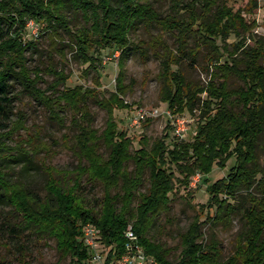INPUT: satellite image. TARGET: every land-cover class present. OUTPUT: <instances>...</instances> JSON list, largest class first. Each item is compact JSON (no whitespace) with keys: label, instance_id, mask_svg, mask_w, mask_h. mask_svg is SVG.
<instances>
[{"label":"trees","instance_id":"obj_1","mask_svg":"<svg viewBox=\"0 0 264 264\" xmlns=\"http://www.w3.org/2000/svg\"><path fill=\"white\" fill-rule=\"evenodd\" d=\"M159 1L164 0H0V203L20 212L26 227L55 239L71 264H91L83 241L86 224L97 226L119 256L125 253L126 230L133 225L146 253L161 264H264V168L258 154L264 151V37L244 15L252 11L234 10L231 0H171L166 14L155 6ZM78 17L79 25L73 20ZM31 22L48 35L53 51L64 57L70 48L88 65L86 74H97L95 87H69L70 75L51 61L46 69L28 66L27 53L36 47L26 39ZM140 26L172 36L176 48L160 35L135 43L131 35ZM233 35L238 41L231 44ZM106 51L120 54L116 91L109 96L100 91ZM149 51L161 61L162 101L174 115L195 116L196 134L181 141L169 123L161 139L151 144L144 136L134 150L133 139L119 128L114 113L131 107L124 83L127 62L134 53L148 60ZM201 58L204 65L199 64ZM185 62L207 73L209 81L194 82L174 69ZM47 74L55 80L42 90L39 84ZM234 78L242 83L236 88L230 83ZM14 82L61 127L71 114V149L79 162L71 180L67 174L61 179L49 174L46 202L12 181L3 166L14 154L29 156L9 145L25 128L26 118L20 114L17 121L4 123L14 100ZM91 103L108 115L102 133L95 127ZM233 159L227 176L211 183L215 166L225 169ZM198 174L210 195L208 217L190 225L182 235L180 256L172 261L170 251L150 238L149 231L171 210L177 188H189ZM84 182L104 187L100 213L79 194ZM237 214H242L244 231L235 254L224 262L218 241L207 243L203 228L230 227Z\"/></svg>","mask_w":264,"mask_h":264},{"label":"rangeland","instance_id":"obj_2","mask_svg":"<svg viewBox=\"0 0 264 264\" xmlns=\"http://www.w3.org/2000/svg\"><path fill=\"white\" fill-rule=\"evenodd\" d=\"M230 6L234 10L248 9L252 12H244L249 21H255V33L259 37H264V0H231ZM171 0H164L155 3V6L162 14L170 11ZM73 17V16H71ZM79 19L74 18L76 24ZM34 27H28L26 39L35 41L36 47L29 49L27 56L29 59L28 66L36 68L37 66L46 69L50 61L52 65L63 70L70 75L68 82L69 87L84 85L95 87L94 80L96 73L86 74L88 65L83 64L71 51L66 48V56L62 57L59 53L51 48V42L46 33L41 32L40 26L34 22ZM160 35L165 42L175 49L174 38L168 34H163L161 30H147L140 26L138 30L132 33L131 37L135 43L149 42L154 36ZM238 39L233 35L229 43H236ZM68 42H63L67 47ZM230 44V45H231ZM248 44H252L249 40ZM153 52L149 51L148 60H144L140 54L134 53L126 66L125 84L129 86V93L126 96L129 109L116 110L115 119L119 128L126 131L128 136L134 141V150L137 149L139 141L146 136L153 144L156 140L161 139L167 132L170 120L165 116L152 117L151 112L156 109L164 111L168 105L162 101V80L161 61L156 59ZM119 55H110L107 51L104 54V63L100 69L102 87L100 91L109 96L111 92L116 91L117 77L119 74ZM51 59V60H50ZM199 64L204 65L201 58ZM175 70L181 69L189 80L194 82L206 83L209 81L207 73L199 67L194 68L187 62L181 67H174ZM55 78L51 75H45L43 82L39 84L42 90H46L54 82ZM231 86L236 88L242 84L234 78L230 81ZM14 100L10 108L9 119L4 123H12L19 119V115L26 118L25 128L16 132L9 145L13 148L20 147L24 149L29 156L14 154L5 159L3 166L9 173V178L14 182H20L31 192L39 197L42 202H46L50 195L46 188L50 179L49 174L61 179L69 175L68 180L73 178V171L78 165V158L71 149L73 135L75 130L71 127V114L67 115L66 126L61 127L54 119L50 117L49 112L26 92L23 87L14 82L12 88ZM92 111L95 114V127L102 133L108 120L107 113L99 108L96 104L91 103ZM144 110L148 114L146 120L142 122L141 127L133 126V121L138 110ZM191 116L189 113H185ZM173 133V129L171 130ZM196 134V123L190 126L186 135V141H190ZM102 153L107 157L109 151L103 147ZM260 164L264 168V151L258 150ZM15 159V160H14ZM234 159L228 162L225 169L215 166L213 173L210 175V182L215 183L225 178L234 164ZM133 169V165H131ZM194 182V179L192 180ZM145 191V186L142 188ZM85 199L86 204L96 213L101 212V201L105 195V189L100 184L83 183L82 188L78 191ZM115 194V191L113 192ZM174 199L172 208L169 212L159 216L151 230L149 237L155 242L163 245L170 251L169 259L177 261L182 251V235L189 229L190 225L199 219L202 223L208 217V202L210 195L206 190V185L199 181L196 185L189 188L179 186L172 195ZM136 205V204H135ZM205 240L207 243L218 241L222 252V261L226 262L232 257L238 246L240 234L244 231V220L242 214H237L230 227L223 225L206 224L203 228ZM70 257L63 258L57 249L55 239L39 233L35 227H26L23 216L12 206L0 203V264H71Z\"/></svg>","mask_w":264,"mask_h":264},{"label":"built area","instance_id":"obj_3","mask_svg":"<svg viewBox=\"0 0 264 264\" xmlns=\"http://www.w3.org/2000/svg\"><path fill=\"white\" fill-rule=\"evenodd\" d=\"M29 26L35 29L33 22ZM148 114L142 109L138 110L133 121V126H137V128L141 127L142 122L146 120ZM150 114L152 117L165 115L173 127L174 136L181 141H186V135L189 132L190 126L196 123L197 120L192 115L190 117L187 115H174L169 109H165L164 111L156 109ZM193 179L192 185H196V183L201 181V175L198 174ZM83 241L90 251L91 264H161L146 253L133 225H129L126 230L125 253L122 256L118 255L116 246L107 245L104 242L101 230L93 224H86L83 227Z\"/></svg>","mask_w":264,"mask_h":264}]
</instances>
